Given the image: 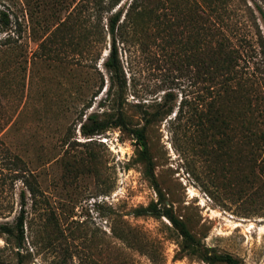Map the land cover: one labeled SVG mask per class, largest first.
<instances>
[{"label": "rangeland", "instance_id": "obj_1", "mask_svg": "<svg viewBox=\"0 0 264 264\" xmlns=\"http://www.w3.org/2000/svg\"><path fill=\"white\" fill-rule=\"evenodd\" d=\"M116 1L0 0V264H264V0ZM197 8L239 51L225 93L197 69ZM248 45L261 52L249 63ZM118 109L130 129L148 122L151 169L129 129L80 134L81 118ZM152 203L199 254L166 217L138 212Z\"/></svg>", "mask_w": 264, "mask_h": 264}, {"label": "trees", "instance_id": "obj_2", "mask_svg": "<svg viewBox=\"0 0 264 264\" xmlns=\"http://www.w3.org/2000/svg\"><path fill=\"white\" fill-rule=\"evenodd\" d=\"M133 5H130L129 8H139L142 6L140 4L141 0H132ZM212 4H209L207 8H211L212 11L216 8V4L219 5L221 8L225 5L227 6L233 0H213ZM119 3L117 0L114 5L116 6ZM224 10V8L222 9ZM144 13V10H138V17H141ZM1 16L4 17V20L1 22V25L4 29L8 28L9 26V19L8 16L1 12ZM128 14L126 12L125 16ZM203 12L197 8V69L198 71H207L206 76L210 81H218V84L221 87L222 92H226L229 90L230 80L232 79V72L234 69V61L235 57L239 53L236 46L230 45V42L225 37L215 38L217 37L216 34H213L211 37V29L204 27L199 24V20H202V23L205 24V20L203 21ZM122 15L121 11H116L112 13L107 18V34L110 37V49L107 55V59L104 62V67L106 70L111 74V77L115 76L116 78L119 73H121V64L118 57V48L116 45L117 37L121 36V30L123 25L119 24L120 17ZM262 20L264 22V13H261ZM126 19V18H125ZM211 38L214 40V44L212 45ZM245 42L244 39L240 40V43ZM263 46V44L261 43ZM244 59L247 63L254 61L252 58L256 55L259 57L261 52H256L255 47H251L250 45L244 48ZM205 56L207 53H209ZM262 54L264 55V51L262 50ZM249 74L251 77L254 78L255 75ZM211 117V116H210ZM215 119H211V121ZM146 125L142 126L141 128H133L130 129L127 127L126 117L124 116L121 109L117 110L116 118L113 122H109L108 120H101L96 114L90 113L85 116L84 121L81 118L79 132L80 134L85 137H93L95 135H99L103 133L108 128H119V129H129L128 131L132 134L135 139L138 141L141 147V154L145 158L147 162L148 168L151 169V160L149 158V149H148V142L146 138ZM222 136V135H221ZM224 137V136H223ZM159 190H157V194H159ZM139 213H144L145 215L148 214L153 217H166L169 222L172 224L174 229L178 232L180 237L182 238V248L186 251L190 252L191 254H199L200 252L197 251V242L195 241L194 237L189 232L186 225L175 218L172 213L167 209L158 208V203H152L145 209L138 211ZM23 223H24V209L21 210L18 218H17V227L20 234H23ZM4 229V228H0ZM22 237V236H21ZM201 255V259L203 262L208 264H215V263H225V264H238V261L230 255L227 254H213V255H206L205 253L199 254Z\"/></svg>", "mask_w": 264, "mask_h": 264}]
</instances>
